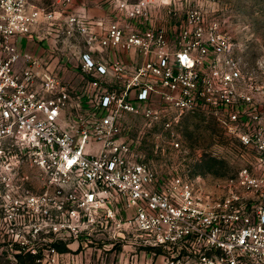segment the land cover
<instances>
[{
	"label": "built area",
	"instance_id": "built-area-1",
	"mask_svg": "<svg viewBox=\"0 0 264 264\" xmlns=\"http://www.w3.org/2000/svg\"><path fill=\"white\" fill-rule=\"evenodd\" d=\"M115 1L124 21L99 35L101 19L0 0V264H264V51L248 58L201 0L177 36L151 21L152 7L176 14L175 0ZM40 22L51 42L21 51ZM67 59L78 86L60 76ZM189 111L252 150L215 186L188 171L159 184L123 133L139 114L180 149Z\"/></svg>",
	"mask_w": 264,
	"mask_h": 264
},
{
	"label": "rangeland",
	"instance_id": "rangeland-1",
	"mask_svg": "<svg viewBox=\"0 0 264 264\" xmlns=\"http://www.w3.org/2000/svg\"><path fill=\"white\" fill-rule=\"evenodd\" d=\"M176 14L171 16L169 33L177 36L180 18L187 6L198 3V0H175ZM208 11L217 8L221 22L239 42L248 46V58H254L264 51V0H225L217 5H209L201 0ZM207 4V5H206ZM61 64V65H60ZM59 69L63 76L69 77L73 71L78 79L84 74L75 59L60 60ZM123 133L131 143L135 154H141L156 171L159 184L166 182L171 174L178 171L201 173L207 177L208 185L215 186L214 181L234 173L246 161L252 150H246L233 138L224 134L217 123L210 117L197 111L185 113L177 127L181 142L180 149L160 144L162 136L157 126H148L139 114L127 113L122 122ZM93 240L101 246L106 238ZM64 249L62 243L56 244ZM104 249H102V253ZM94 256V255H92Z\"/></svg>",
	"mask_w": 264,
	"mask_h": 264
},
{
	"label": "crops",
	"instance_id": "crops-1",
	"mask_svg": "<svg viewBox=\"0 0 264 264\" xmlns=\"http://www.w3.org/2000/svg\"><path fill=\"white\" fill-rule=\"evenodd\" d=\"M35 5L53 9L55 19L58 22L61 20L67 12H74L85 16L93 21L97 19L102 20V24H92V27L100 35L105 32V28L111 20L118 18L120 21H124L122 11L116 6L115 0H71L68 4L63 5L59 0H31ZM136 1V0H129ZM151 21L155 24L161 25L169 32L172 18L168 15L164 8L152 7L151 8ZM134 27H143L142 23L133 24ZM51 33L47 32V26L44 22H40L34 26L31 36L26 35L19 37L18 47L21 51L27 50L32 53H40L44 46H47L51 42ZM84 50L87 46L82 44ZM121 56L124 60L132 62L140 60L138 55H134L132 52L122 53ZM60 76L63 80L72 83L74 86L79 85L78 75L71 72L70 76L65 78L63 76V70H60Z\"/></svg>",
	"mask_w": 264,
	"mask_h": 264
}]
</instances>
